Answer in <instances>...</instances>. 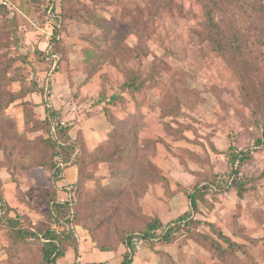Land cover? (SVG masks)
Segmentation results:
<instances>
[{
	"label": "rangeland",
	"instance_id": "1",
	"mask_svg": "<svg viewBox=\"0 0 264 264\" xmlns=\"http://www.w3.org/2000/svg\"><path fill=\"white\" fill-rule=\"evenodd\" d=\"M213 1L0 0V264H48L16 216L68 232L56 264H118L130 234L185 216L132 264H264V0H223L219 30ZM47 108L69 163L45 142ZM65 201L71 224L49 217Z\"/></svg>",
	"mask_w": 264,
	"mask_h": 264
},
{
	"label": "trees",
	"instance_id": "2",
	"mask_svg": "<svg viewBox=\"0 0 264 264\" xmlns=\"http://www.w3.org/2000/svg\"><path fill=\"white\" fill-rule=\"evenodd\" d=\"M213 6L208 10V21L209 25L215 29L219 30V27L216 22V12L217 10L220 11L222 8V2L223 0H214ZM9 6V5H4ZM2 7V6H1ZM5 8V7H4ZM264 10V8H263ZM214 42L216 46L220 49H223L224 43L220 41L219 39H214ZM236 46V47H235ZM230 47H233L238 50L237 45L231 44ZM238 52V51H235ZM242 53V50L240 51ZM135 85V84H133ZM43 94V93H42ZM27 93L23 94L22 97H26ZM46 119L42 121V127L44 130L47 131L49 137L45 139L46 144L48 147L52 149V155L53 157L62 158L63 161L66 163H69L72 160V154L75 153L74 146L70 145L67 141H65V135L69 131V127L66 125H61L60 121H56V112L50 108L46 109ZM57 123L56 128H54V123ZM263 144L264 145V128L262 132V138L258 141V145ZM104 158L109 157L107 154L103 155ZM248 157L247 151H239V152H233L230 156L232 160V166L237 165V163H244L246 158ZM105 162V160H103ZM57 172L60 173V168L57 167ZM239 174V167L236 169H233V172L231 175H229V179L231 178V181H226L225 184H231L234 185L238 189V194L241 196L243 192V187L240 185L241 179L238 178ZM233 178V179H232ZM125 178H122L121 176H118L117 174H113L108 179V183L104 184V186H115L119 187L123 182ZM224 183V182H223ZM111 184V185H110ZM224 184H222L223 186ZM103 186V185H102ZM215 185L209 184L207 186H203L198 189V187H195L196 192H194L192 195L190 194L191 204L195 207L197 202V192L200 191H208L210 188H213ZM216 187H220V184L216 183ZM103 188V187H102ZM104 189V188H103ZM1 201V200H0ZM69 203L63 202V203H56L52 205L51 210L49 211V217L56 219V221L59 223L61 221H67L71 222V220L74 219V216L70 215L67 217L66 213L67 210H69ZM71 218V219H70ZM192 220L189 216L180 217L176 221H172L168 223V225H164L160 220L155 219L154 223L150 224L147 229H144L142 231H137L135 233L130 234L127 239L126 243L124 245V248L126 250L124 260L118 264H132V259L134 258L135 254L137 253V249L134 245V239H139L143 241V246L153 243V242H162L164 244L172 243L176 238L177 235L180 233H184L190 222ZM6 224L12 229L13 233L21 240H27L28 238L40 241V237L45 240L42 242V248H41V255L46 263L48 264H56L61 258L65 256V247H64V239H68L69 234L64 229L61 231V233L56 232L55 229H46L45 231L40 232H34L30 228L23 227L21 228L20 225H22V220L20 217L16 216L14 218H8L6 220ZM71 224V223H70ZM65 227V225H64ZM142 249V248H141ZM102 252H111L110 249H102Z\"/></svg>",
	"mask_w": 264,
	"mask_h": 264
},
{
	"label": "built area",
	"instance_id": "3",
	"mask_svg": "<svg viewBox=\"0 0 264 264\" xmlns=\"http://www.w3.org/2000/svg\"><path fill=\"white\" fill-rule=\"evenodd\" d=\"M3 4L8 5L7 1H5ZM134 245H135V248L137 249V251H139V250H141V248L143 246V241L136 238V239H134Z\"/></svg>",
	"mask_w": 264,
	"mask_h": 264
}]
</instances>
